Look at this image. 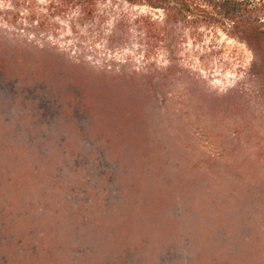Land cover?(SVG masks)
Instances as JSON below:
<instances>
[{
    "label": "trees",
    "instance_id": "1",
    "mask_svg": "<svg viewBox=\"0 0 264 264\" xmlns=\"http://www.w3.org/2000/svg\"><path fill=\"white\" fill-rule=\"evenodd\" d=\"M5 1L3 20L9 25L38 32L52 30L58 25L55 20H63L74 33L101 32L109 25L104 38L108 46L135 44L145 58L160 52L173 65L181 63L184 56L180 53L188 45L199 60L220 56L215 40L223 34L250 53L246 76L264 108V0H120V6L105 4V0ZM27 46L22 41L16 44L27 64L14 75L1 64V59L8 62L14 53L7 51L0 57V95L7 90L11 94L0 99V264H15L16 257L33 264L36 256L52 264H93L91 249L84 247L79 255L82 239L75 230L72 233L69 214L80 194H88L89 208L105 206L110 193L105 179H92L91 173L96 163L111 159L113 144L124 146L125 152L130 149L138 158L151 152L162 160V151L170 154L160 121L165 106L162 69L148 70L139 78L96 71L84 74L82 65L55 52L49 63L32 65ZM170 85L175 87L173 81ZM207 93L205 98L215 104H226V95ZM241 96L250 97L247 92ZM218 112L226 113L223 107ZM262 116L261 110L248 114L245 128ZM223 125L229 132L232 124ZM225 147L220 142L216 148L221 152ZM217 156L210 154L214 159ZM16 167L22 168L24 182L18 179ZM3 182L7 185L2 189ZM33 185L37 191L31 190ZM123 189L118 185L120 193ZM134 197L140 199L137 193ZM174 201L177 213L183 204L179 198ZM258 209H243L236 222L224 216L213 228L216 241L229 246L226 259L237 254L243 239L254 237L251 219ZM23 215L28 220L20 232L16 223ZM78 219L83 221V217ZM60 221L68 222L70 232L56 238ZM186 237L183 234L181 241L187 243ZM120 244L123 258L136 257V264H162V241L154 248L145 237L123 238ZM179 248L171 241L166 253ZM145 255L153 262L146 261Z\"/></svg>",
    "mask_w": 264,
    "mask_h": 264
},
{
    "label": "rangeland",
    "instance_id": "2",
    "mask_svg": "<svg viewBox=\"0 0 264 264\" xmlns=\"http://www.w3.org/2000/svg\"><path fill=\"white\" fill-rule=\"evenodd\" d=\"M37 2L43 4L45 0ZM119 2L105 0V4L120 6ZM7 6L5 0H0V57L7 51L14 53L16 58L8 62L1 59L3 68L7 66L13 75L27 64L24 63L26 55L23 58L17 51L18 41L28 45L26 53L32 56V65L49 63L55 52L69 62L82 65L84 74L96 71L108 76L139 78L147 75L148 70L162 69L165 106L160 121L170 154L162 151V160L151 152L138 158L130 149L125 152L124 146L112 145L111 159L96 163L91 173L92 179L98 176L105 179L104 185L110 192L105 206L89 208L88 194H80L76 208L68 217L72 233L75 230L83 240H80L79 255L82 256L87 247L93 252V264H136V257L123 258L120 242L123 238L145 237L153 248L162 241V264H225V261L227 264H264V166L261 164L264 161V117L252 119L245 128L246 116L264 108L246 76L250 53L242 45L218 34L215 44L221 51L220 56L199 60L188 45L180 53L184 56L181 63L173 65L160 52L145 58L135 44L108 46L104 38L109 34V25L101 32L77 33L63 20H55L58 25L48 31L17 28L3 20ZM122 7L127 8L125 4ZM171 81L175 87L170 85ZM7 91L1 93L0 99L11 96ZM207 92L226 95V104L220 106L205 98ZM244 92L250 97L242 98ZM222 107L226 113L218 112ZM226 122L232 124L229 132L223 130ZM220 142L226 144L221 152L216 148ZM211 153L217 154V158H211ZM21 169L16 167L15 173L24 182ZM6 185L3 182L1 188ZM118 185L124 188L121 193ZM31 187L37 191L36 185ZM135 193L140 199L132 198ZM176 198L183 204L177 213L173 209ZM245 208H259V213L251 219L254 237L243 239L237 254L226 259L229 246L216 241L213 228L224 216L228 217L226 221L236 222L242 218ZM176 215L180 225L178 220L174 221ZM79 217H83V221ZM27 220L24 215L17 220L20 232H24ZM44 223L42 227L48 231ZM67 223L59 222L54 233L56 238L69 234ZM185 233L187 243L181 241ZM171 241L180 248L167 255L166 246ZM150 258L145 255V260L152 263ZM31 261L33 264L53 263L42 256ZM14 263L24 264L18 257L14 258Z\"/></svg>",
    "mask_w": 264,
    "mask_h": 264
}]
</instances>
